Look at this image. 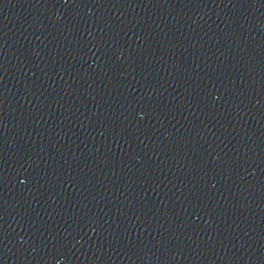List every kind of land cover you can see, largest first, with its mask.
<instances>
[{
  "label": "water",
  "instance_id": "water-1",
  "mask_svg": "<svg viewBox=\"0 0 264 264\" xmlns=\"http://www.w3.org/2000/svg\"><path fill=\"white\" fill-rule=\"evenodd\" d=\"M0 264H264V0H0Z\"/></svg>",
  "mask_w": 264,
  "mask_h": 264
}]
</instances>
